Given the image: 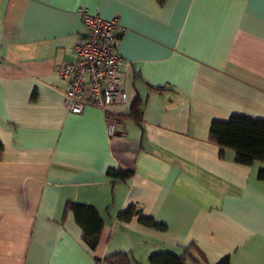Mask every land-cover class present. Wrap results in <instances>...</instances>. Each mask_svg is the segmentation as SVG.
<instances>
[{"label": "crops", "instance_id": "0c3cea01", "mask_svg": "<svg viewBox=\"0 0 264 264\" xmlns=\"http://www.w3.org/2000/svg\"><path fill=\"white\" fill-rule=\"evenodd\" d=\"M79 8L121 27L129 101L113 135L100 109L63 103ZM136 98L138 123L121 117ZM232 114L264 119V0H0V264H148L190 245L198 264H264V160L209 140ZM66 201L103 220L94 249ZM131 205L165 229L119 221Z\"/></svg>", "mask_w": 264, "mask_h": 264}, {"label": "built area", "instance_id": "2783aa9c", "mask_svg": "<svg viewBox=\"0 0 264 264\" xmlns=\"http://www.w3.org/2000/svg\"><path fill=\"white\" fill-rule=\"evenodd\" d=\"M83 30L73 45V60L57 66L65 80L63 103L69 113L79 114L85 107L104 113L106 129L113 135L117 113L128 105L129 96L120 73L123 59L115 50L121 30L116 17L104 19L79 8Z\"/></svg>", "mask_w": 264, "mask_h": 264}, {"label": "trees", "instance_id": "16d2710c", "mask_svg": "<svg viewBox=\"0 0 264 264\" xmlns=\"http://www.w3.org/2000/svg\"><path fill=\"white\" fill-rule=\"evenodd\" d=\"M163 1V0H159ZM121 117H128L135 122L140 121V102L136 98L128 114H121ZM209 140L216 143L219 147V154L225 147L235 151V161L239 164L248 165L255 160H264V119L253 118L241 114H232L225 121L212 120L209 128ZM2 145L0 143V149ZM107 177L117 180H126L131 177L132 171L109 168L106 172ZM257 177L264 180V168L260 169ZM72 211L76 222L82 229V239L90 249L97 245L98 238L103 227V220L98 212L89 205L72 203L66 201L63 207L62 218L66 211ZM133 216H138V221L145 226L164 230L165 225L156 222L149 216L141 215V210L131 205L126 210L119 212V221H129ZM198 255H193L194 253ZM204 260L197 250L194 251L192 245L184 247L176 254L171 251L155 252L149 255L148 264H186L190 261L198 264ZM94 264H135L132 256L128 252H115L102 259H96ZM216 264H230L229 259L224 257Z\"/></svg>", "mask_w": 264, "mask_h": 264}, {"label": "rangeland", "instance_id": "374dc122", "mask_svg": "<svg viewBox=\"0 0 264 264\" xmlns=\"http://www.w3.org/2000/svg\"><path fill=\"white\" fill-rule=\"evenodd\" d=\"M114 133H115V131H114Z\"/></svg>", "mask_w": 264, "mask_h": 264}, {"label": "water", "instance_id": "95a60500", "mask_svg": "<svg viewBox=\"0 0 264 264\" xmlns=\"http://www.w3.org/2000/svg\"><path fill=\"white\" fill-rule=\"evenodd\" d=\"M119 36V35H118Z\"/></svg>", "mask_w": 264, "mask_h": 264}]
</instances>
